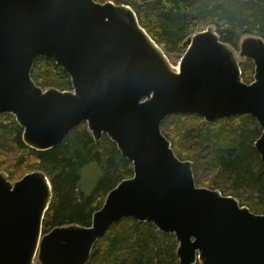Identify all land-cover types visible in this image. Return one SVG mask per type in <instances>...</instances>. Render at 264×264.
<instances>
[{"label": "water", "instance_id": "obj_1", "mask_svg": "<svg viewBox=\"0 0 264 264\" xmlns=\"http://www.w3.org/2000/svg\"><path fill=\"white\" fill-rule=\"evenodd\" d=\"M150 1V0H147ZM176 72L166 51L125 4L97 0H0V115L12 113L36 150L59 144L86 122L107 134L134 164L135 177L109 191L92 225L44 234L53 197L40 170L11 181L0 171V264H85L111 225L132 217L179 240V264H264V214L233 195L198 186L191 160L162 132L171 114L213 122L249 113L261 126L264 162V38L251 35L241 55L256 65L242 78L234 47L213 28L190 37ZM40 57L71 76L73 90L43 89L31 76Z\"/></svg>", "mask_w": 264, "mask_h": 264}, {"label": "trees", "instance_id": "obj_2", "mask_svg": "<svg viewBox=\"0 0 264 264\" xmlns=\"http://www.w3.org/2000/svg\"><path fill=\"white\" fill-rule=\"evenodd\" d=\"M97 1L131 6L140 24L168 53L179 51L190 37L208 26L235 49L248 36L264 38V0ZM241 69L243 80L250 81L253 61L246 59ZM31 76L43 89L73 90L69 73L45 57L36 60ZM168 118V129L163 131L177 155L193 162L197 184L233 195L253 212L264 214V162L255 148L262 133L257 119L249 113L213 122L187 113ZM23 133L15 115H0V170L11 180L36 170L46 173L53 197L43 222L44 234L61 226L92 225L93 215L103 206L109 191L133 176V163L117 144L107 134L96 141L85 123L43 151L28 146ZM15 152L18 157L10 159ZM93 162L101 165L104 173L93 191L86 194L81 188V173ZM204 171L211 174L205 178V185L198 181ZM176 249L174 234L161 231L153 222L124 217L97 240L85 264H179Z\"/></svg>", "mask_w": 264, "mask_h": 264}, {"label": "rangeland", "instance_id": "obj_3", "mask_svg": "<svg viewBox=\"0 0 264 264\" xmlns=\"http://www.w3.org/2000/svg\"><path fill=\"white\" fill-rule=\"evenodd\" d=\"M209 28H213L214 30H215V28L214 27H212V26H208V27H206L203 31H207V29H209ZM216 31V30H215ZM245 38H243V40H244ZM242 40V41H243ZM242 41L240 42V44H239V49H234V51H235V54H236V56H237V59H238V61L240 62V65H241V63H243V62H245V60L246 59H249V58H246L245 56H242L241 55V48H240V46H241V43H242ZM163 48V47H162ZM164 49V48H163ZM187 49H188V45L185 43V44H183L182 45V47H181V49L179 50V51H177V52H173V53H168L165 49V51H166V53H167V55H168V57H169V59H170V61H171V63L174 65V66H177V67H179V64H180V61H181V59H182V57L184 56V54L186 53V51H187ZM252 60V59H251ZM253 61V60H252ZM253 64H254V70H253V77L251 78V80L250 81H247L248 83H250V82H252L253 80H254V74H255V67H256V65H255V63H254V61H253ZM242 70V69H241ZM14 115V114H13ZM16 117V116H15ZM171 121V118H166L164 121H163V126H162V124H161V129H162V132L164 133V131H163V129H168V126H169V122ZM83 123H85V124H87L86 122H83ZM261 128V127H260ZM88 129H89V127H88ZM261 131H262V129H261ZM165 134V133H164ZM262 134V133H261ZM261 136V135H260ZM95 139V138H94ZM96 141H99V140H96ZM114 142V141H113ZM257 142V141H256ZM256 142H255V148H256ZM259 154H260V158H261V153L259 152V151H257ZM176 153V152H175ZM18 152H15L14 154H12V155H10L9 157H10V159H15V158H17L18 157ZM177 154V153H176ZM178 156V155H177ZM180 158V157H179ZM182 159V158H181ZM262 159V158H261ZM186 160V159H185ZM193 163V162H192ZM1 171V170H0ZM37 171V170H36ZM41 171V170H40ZM4 172V171H3ZM44 172V171H43ZM6 173V172H5ZM45 173V172H44ZM103 173H104V171H103V168H102V166L101 165H99L98 163H96V162H93V163H90L89 165H86L83 169H82V173H81V182H82V184H81V188H82V190L86 193V194H89V193H91L92 191H93V189L95 188V186L97 185V183L99 182V180H100V178L103 176ZM8 174V173H7ZM46 174V173H45ZM135 170H134V164H133V176H132V178L133 177H135ZM23 174H18L17 176H16V178L15 179H13V180H11L10 178V180L11 181H17L18 179H20L21 177H23L22 176ZM8 176H9V174H8ZM200 178L198 179V181H200L201 182V184H206L205 183V181L209 178V177H211V174H209V173H207L206 174V172L204 171V174L203 175H200L199 176ZM206 177H208L207 179H205ZM197 183V182H196ZM264 183V182H263ZM198 185V184H197ZM198 186H200V185H198ZM203 186V185H202ZM208 187V186H207ZM211 188V187H210ZM212 189H215V188H212ZM225 195V194H224ZM99 210V209H98ZM159 229V228H158ZM175 235V234H174ZM176 236V235H175ZM176 241H177V249H176V251H175V253H176V262L177 263H180V258H179V256H178V248H179V240L177 239V237H176ZM168 244H170V243H168ZM168 244H166L167 246H169ZM166 246V247H167ZM199 263H200V261H198ZM33 264H41V261H40V259H39V255H37L36 257H35V259H34V261H33ZM201 264V263H200Z\"/></svg>", "mask_w": 264, "mask_h": 264}, {"label": "bare ground", "instance_id": "obj_4", "mask_svg": "<svg viewBox=\"0 0 264 264\" xmlns=\"http://www.w3.org/2000/svg\"><path fill=\"white\" fill-rule=\"evenodd\" d=\"M171 63V62H170ZM171 66H172V68L176 71V72H179V70H180V66L179 67H177V66H174L172 63H171ZM242 75V74H241ZM162 231V230H161ZM164 232V231H163ZM166 233V232H165Z\"/></svg>", "mask_w": 264, "mask_h": 264}, {"label": "flooded vegetation", "instance_id": "obj_5", "mask_svg": "<svg viewBox=\"0 0 264 264\" xmlns=\"http://www.w3.org/2000/svg\"><path fill=\"white\" fill-rule=\"evenodd\" d=\"M257 150V149H256ZM27 174V173H26ZM48 177V176H47ZM50 180V179H49ZM52 184V183H51ZM53 188V187H52ZM219 190V189H218ZM52 200V199H51ZM242 205V204H241ZM50 206V205H49ZM247 206V205H246ZM249 207V206H248Z\"/></svg>", "mask_w": 264, "mask_h": 264}]
</instances>
